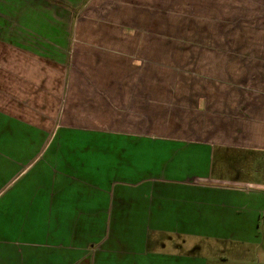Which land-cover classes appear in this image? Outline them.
Returning <instances> with one entry per match:
<instances>
[{
	"label": "crops",
	"instance_id": "0c3cea01",
	"mask_svg": "<svg viewBox=\"0 0 264 264\" xmlns=\"http://www.w3.org/2000/svg\"><path fill=\"white\" fill-rule=\"evenodd\" d=\"M111 1L0 0V264L259 235L264 0Z\"/></svg>",
	"mask_w": 264,
	"mask_h": 264
},
{
	"label": "rangeland",
	"instance_id": "374dc122",
	"mask_svg": "<svg viewBox=\"0 0 264 264\" xmlns=\"http://www.w3.org/2000/svg\"><path fill=\"white\" fill-rule=\"evenodd\" d=\"M46 1L50 0H34L35 8H48V6L54 5L55 8L63 9L59 13L60 17L65 18L68 17L67 10H64V6L69 4L68 0H59V1H50L51 5L47 4ZM106 2L105 0H99V3ZM112 3L115 1H107L106 3ZM121 3V2H120ZM103 5H105L103 3ZM57 9V10H60ZM63 14V15H62ZM75 14V13H74ZM78 18L80 14L77 12ZM260 172L254 174L252 177V181L257 182L261 181ZM249 210H244L240 213L239 217L242 219L245 217V213L255 208L259 209L260 212L256 213V220L260 222L258 232L256 236L251 234H247L242 239L234 240V241H202L200 243V255L203 259L207 261V264H264V205L262 206H254L250 205ZM258 217V218H257ZM255 218V217H254ZM246 220V217L244 218ZM198 257V253H195Z\"/></svg>",
	"mask_w": 264,
	"mask_h": 264
}]
</instances>
